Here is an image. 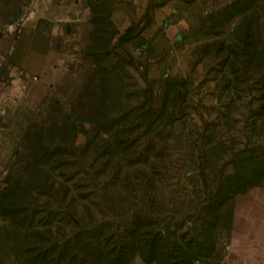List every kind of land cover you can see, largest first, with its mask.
<instances>
[{"label": "rangeland", "instance_id": "obj_1", "mask_svg": "<svg viewBox=\"0 0 264 264\" xmlns=\"http://www.w3.org/2000/svg\"><path fill=\"white\" fill-rule=\"evenodd\" d=\"M121 248L264 264V0H0V264Z\"/></svg>", "mask_w": 264, "mask_h": 264}, {"label": "crops", "instance_id": "obj_2", "mask_svg": "<svg viewBox=\"0 0 264 264\" xmlns=\"http://www.w3.org/2000/svg\"><path fill=\"white\" fill-rule=\"evenodd\" d=\"M1 45H10L9 56L12 62L27 66L40 73L41 78L33 81V86L41 87L44 73L42 71V63L44 62L43 46L55 45L53 38L44 35L42 30L25 25L18 30L17 36L12 41L3 38Z\"/></svg>", "mask_w": 264, "mask_h": 264}, {"label": "trees", "instance_id": "obj_3", "mask_svg": "<svg viewBox=\"0 0 264 264\" xmlns=\"http://www.w3.org/2000/svg\"><path fill=\"white\" fill-rule=\"evenodd\" d=\"M123 248L120 249L119 253H115V254H112V259L113 261H111V259H106L104 262L102 263H97L95 261H91V262H88L87 264H123L125 262V260L123 261L122 258H124V253H123ZM129 251H133V248L130 247ZM141 253V252H140Z\"/></svg>", "mask_w": 264, "mask_h": 264}, {"label": "built area", "instance_id": "obj_4", "mask_svg": "<svg viewBox=\"0 0 264 264\" xmlns=\"http://www.w3.org/2000/svg\"><path fill=\"white\" fill-rule=\"evenodd\" d=\"M35 78H36V76L33 75V76H32V79H35Z\"/></svg>", "mask_w": 264, "mask_h": 264}]
</instances>
